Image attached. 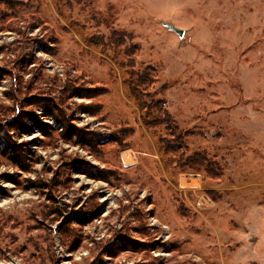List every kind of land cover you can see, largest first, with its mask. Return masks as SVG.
I'll list each match as a JSON object with an SVG mask.
<instances>
[{
	"label": "rangeland",
	"instance_id": "374dc122",
	"mask_svg": "<svg viewBox=\"0 0 264 264\" xmlns=\"http://www.w3.org/2000/svg\"><path fill=\"white\" fill-rule=\"evenodd\" d=\"M0 264H264V0H0Z\"/></svg>",
	"mask_w": 264,
	"mask_h": 264
},
{
	"label": "bare ground",
	"instance_id": "6f19581e",
	"mask_svg": "<svg viewBox=\"0 0 264 264\" xmlns=\"http://www.w3.org/2000/svg\"><path fill=\"white\" fill-rule=\"evenodd\" d=\"M124 161L125 163L128 165V164H131L133 162V157L130 153V150L129 151H126L124 152Z\"/></svg>",
	"mask_w": 264,
	"mask_h": 264
},
{
	"label": "trees",
	"instance_id": "16d2710c",
	"mask_svg": "<svg viewBox=\"0 0 264 264\" xmlns=\"http://www.w3.org/2000/svg\"><path fill=\"white\" fill-rule=\"evenodd\" d=\"M19 165H20L22 168H24V165H23L22 163H19Z\"/></svg>",
	"mask_w": 264,
	"mask_h": 264
},
{
	"label": "water",
	"instance_id": "95a60500",
	"mask_svg": "<svg viewBox=\"0 0 264 264\" xmlns=\"http://www.w3.org/2000/svg\"><path fill=\"white\" fill-rule=\"evenodd\" d=\"M179 32L182 34L183 33V31L182 30H179Z\"/></svg>",
	"mask_w": 264,
	"mask_h": 264
}]
</instances>
